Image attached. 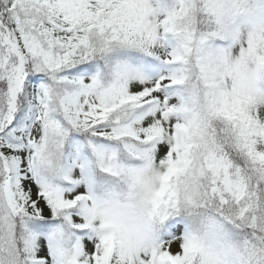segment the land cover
I'll return each mask as SVG.
<instances>
[{"label":"snow or ice","instance_id":"obj_1","mask_svg":"<svg viewBox=\"0 0 264 264\" xmlns=\"http://www.w3.org/2000/svg\"><path fill=\"white\" fill-rule=\"evenodd\" d=\"M0 264H264V0H0Z\"/></svg>","mask_w":264,"mask_h":264}]
</instances>
